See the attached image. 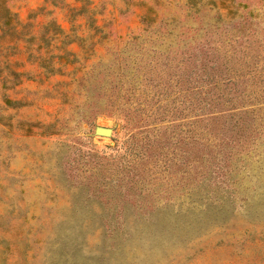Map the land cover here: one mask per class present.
<instances>
[{
    "label": "rangeland",
    "instance_id": "374dc122",
    "mask_svg": "<svg viewBox=\"0 0 264 264\" xmlns=\"http://www.w3.org/2000/svg\"><path fill=\"white\" fill-rule=\"evenodd\" d=\"M0 264H264V0H0Z\"/></svg>",
    "mask_w": 264,
    "mask_h": 264
},
{
    "label": "water",
    "instance_id": "95a60500",
    "mask_svg": "<svg viewBox=\"0 0 264 264\" xmlns=\"http://www.w3.org/2000/svg\"><path fill=\"white\" fill-rule=\"evenodd\" d=\"M95 136L110 137L112 134V129L108 127L95 126L93 130Z\"/></svg>",
    "mask_w": 264,
    "mask_h": 264
},
{
    "label": "trees",
    "instance_id": "16d2710c",
    "mask_svg": "<svg viewBox=\"0 0 264 264\" xmlns=\"http://www.w3.org/2000/svg\"><path fill=\"white\" fill-rule=\"evenodd\" d=\"M61 32V31H60Z\"/></svg>",
    "mask_w": 264,
    "mask_h": 264
}]
</instances>
